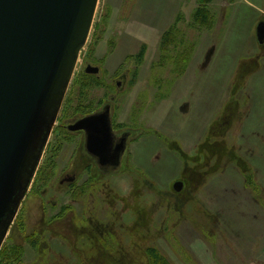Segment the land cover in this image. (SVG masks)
Listing matches in <instances>:
<instances>
[{
    "label": "rangeland",
    "instance_id": "1",
    "mask_svg": "<svg viewBox=\"0 0 264 264\" xmlns=\"http://www.w3.org/2000/svg\"><path fill=\"white\" fill-rule=\"evenodd\" d=\"M261 20L264 0H99L0 264H264ZM107 104L130 137L112 169L64 126Z\"/></svg>",
    "mask_w": 264,
    "mask_h": 264
},
{
    "label": "water",
    "instance_id": "2",
    "mask_svg": "<svg viewBox=\"0 0 264 264\" xmlns=\"http://www.w3.org/2000/svg\"><path fill=\"white\" fill-rule=\"evenodd\" d=\"M99 0H0V249L30 188L87 43ZM264 42V21L256 29ZM87 73H98L91 64ZM88 150L119 167L109 111L80 118ZM182 181L174 188L180 191Z\"/></svg>",
    "mask_w": 264,
    "mask_h": 264
},
{
    "label": "flooded vegetation",
    "instance_id": "3",
    "mask_svg": "<svg viewBox=\"0 0 264 264\" xmlns=\"http://www.w3.org/2000/svg\"><path fill=\"white\" fill-rule=\"evenodd\" d=\"M261 21H264V20H261ZM258 41H259V40H258ZM259 43H260V42H259ZM260 44H264V42H263V43H260ZM99 71H100V67H99ZM91 74H93V73H91ZM106 111H109V113H110V117H111V124H112L113 135H114V144H115V145L119 144V143L121 142L122 138H125V140H126V147H125V151H124V153H123V155H122L121 164H120V166H122V165H123V158H124V156H125V154H126V152H127V150H128V146H129V138H130V137H129V135H128L127 132H124V133H122V134L117 133V131H116V129H115V122H114V119H113L112 107H111L110 105L107 104V105H106L105 107H103L102 109H100V110H96V111H92V112L88 113L86 116H89V115H92V114H95V113H102V112H106ZM86 116H84V117H86ZM78 120H79V119H78ZM76 121H77V120H76ZM76 121H75V122H76ZM75 122H73V123H75ZM73 123H68V125H64V126L67 128V130H68L69 132H71V133H73V134H79V135H81V137H82V142H81L82 147H81L80 149L84 148L85 153H86L89 157H91L92 159H94V160L99 164V166L102 167L103 169H104V168H106V169H112V168H114V167L111 166V165H102V164H100V163L98 162V159H97L96 157H94L93 154H91V153L89 152V150H88V146H87V133H86V131H85L84 129H81V130H75V131L70 130V129H69V126H70V124H73ZM120 166H119V167H120ZM119 167H118V168H119ZM180 181H182L184 185H183V188H182L180 191H178V192L183 191L184 188L186 187V183L184 182V180H180Z\"/></svg>",
    "mask_w": 264,
    "mask_h": 264
},
{
    "label": "trees",
    "instance_id": "4",
    "mask_svg": "<svg viewBox=\"0 0 264 264\" xmlns=\"http://www.w3.org/2000/svg\"><path fill=\"white\" fill-rule=\"evenodd\" d=\"M199 1L205 2V1H209V0H199ZM198 13L201 14L202 17H203V15H205V16L208 15V12H206V11L200 10V11H198ZM1 251L2 250H0V253H1ZM153 259L157 262V264H167V262L161 260V258H159L157 255H155V258H153Z\"/></svg>",
    "mask_w": 264,
    "mask_h": 264
}]
</instances>
